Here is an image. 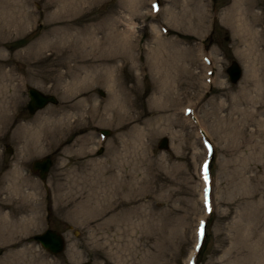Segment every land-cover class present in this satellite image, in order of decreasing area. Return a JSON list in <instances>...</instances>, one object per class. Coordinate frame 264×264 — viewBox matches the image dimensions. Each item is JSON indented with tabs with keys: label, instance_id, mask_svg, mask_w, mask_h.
<instances>
[{
	"label": "rangeland",
	"instance_id": "obj_1",
	"mask_svg": "<svg viewBox=\"0 0 264 264\" xmlns=\"http://www.w3.org/2000/svg\"><path fill=\"white\" fill-rule=\"evenodd\" d=\"M67 1L0 0V264H264V0H162L157 14L153 0ZM154 59L172 69L166 104ZM30 87L57 105L29 115ZM45 156L43 182L31 165ZM46 229L59 256L34 240Z\"/></svg>",
	"mask_w": 264,
	"mask_h": 264
},
{
	"label": "bare ground",
	"instance_id": "obj_2",
	"mask_svg": "<svg viewBox=\"0 0 264 264\" xmlns=\"http://www.w3.org/2000/svg\"><path fill=\"white\" fill-rule=\"evenodd\" d=\"M67 2H69V0L67 1ZM139 2L137 1V4H138ZM135 4V0H134V2H132L131 1V6L133 7V5ZM136 4V5H137ZM237 16V17H236ZM236 20L237 19V26L235 27V28H237V31H239L241 34H242V36L245 38V41L247 42L248 41V34H249V30H248V28H247V25H246V23H245V18H243L240 14H237V15H235L234 16V18L231 20L232 22L231 23H229L228 22V24L230 25V24H232V23H235V22H233V20ZM231 26V25H230ZM193 30V29H192ZM192 32V31H191ZM128 37H130L129 35H127V38L125 37V34H124V36H122L121 35V37H120V39H119V41L118 42H120V51L122 52V51H126L128 54H129V52L130 51H127L128 50V43H129V41H128ZM156 40H158V38H156ZM159 41V40H158ZM94 43H100V40H97V41H94ZM100 45V44H99ZM101 52H102V54H106L105 53V51H102L101 50ZM125 53V52H124ZM245 54H244V56L247 58V59H251V49L248 47V49H247V51L246 52H244ZM122 56V55H121ZM123 56H125V55H123ZM160 56L158 57V59L160 60ZM163 62H164V60H161V61H157V60H155L154 59V69H153V72L155 73V76H157V79H159L160 80V84H161V87H163L164 89H163V91L164 92H162V93H160L159 95L160 96H163L164 97V101L165 100H167V96H168V99H171L170 98V96H171V94L169 93V91H168V89H171L172 88V86H171V77H172V69H170V70H168L167 72H165L164 74H163V72H164V69L165 68H163ZM99 78L104 82H106V80L108 81V79H110V81L111 80H113L114 81V78H113V75H111L109 72H105L104 74H99V76H98V78L96 77L95 78V82H98V80H99ZM254 78V76L253 75H251V78L250 79H253ZM253 82V81H252ZM110 86L111 87H113V84L111 85V83H110ZM241 92H242V94H243V96L247 99V100H249V101H252L251 100V94H250V90H249V84H248V82H246V84H244L242 87H241ZM117 97H118V95L116 96V97H113V105H120L121 106V104L119 103V101H118V99H117ZM119 98V97H118ZM110 99V98H109ZM109 99H108V101H109ZM160 99V97H158V100ZM115 100V101H114ZM159 102V101H158ZM163 100H162V98H161V101H160V105H161V107H163V106H165V108H167V106L165 105L166 104V101H165V104L163 105ZM182 107H183V105H182ZM190 108H191V110H196V103L194 102L191 106H190ZM112 109V108H111ZM164 109V108H163ZM177 111L180 113V112H182V113H188V110H187V108L186 107H184L183 109L181 108H177ZM197 111V110H196ZM236 111V110H235ZM235 111L233 112V113H231L230 115H234V113H235ZM113 112V111H112ZM240 112L242 113V116L244 115L245 116V120L247 121L248 119H249V117H251V115H250V113L246 110V109H240ZM112 115V114H111ZM112 116H117L118 117V115H117V113L116 114H113ZM243 116V117H244ZM94 119H95V117H94ZM229 120H233V119H230L229 118ZM245 121V122H246ZM233 128H231V127H229V125H227L226 124V126H225V128H223V131H225L228 135H230V134H233V132L232 131H234V130H232ZM209 135V134H208ZM210 137H211V135H209ZM102 193V190L100 191V192H98V190H96L95 191V197H99V194H101ZM212 208H213V204H212ZM259 226H261V224L259 225ZM259 226H257V227H259ZM257 227L255 228V233H256V231H257ZM0 235H1V233H0ZM264 237V236H263ZM248 238H249V234H248V236L246 237V239H244V240H242L243 238L241 237V240L243 241V242H246V241H248ZM261 239H263V240H259L258 241V243H263L264 244V238H262L261 237ZM264 247V246H263ZM261 245L259 246L258 245V247H256V251H258V250H260V249H264ZM194 254V252L191 254V255H193Z\"/></svg>",
	"mask_w": 264,
	"mask_h": 264
},
{
	"label": "water",
	"instance_id": "obj_3",
	"mask_svg": "<svg viewBox=\"0 0 264 264\" xmlns=\"http://www.w3.org/2000/svg\"><path fill=\"white\" fill-rule=\"evenodd\" d=\"M231 83H236L241 75L242 70L238 63L232 61L228 69L226 70ZM30 101L27 105V109L30 114H33L35 111L43 108L47 103H56L55 98L52 96H44L40 92L35 89L29 90ZM167 140L164 139L161 141L159 148L167 149ZM52 165V161L50 158H44L42 160L35 161L32 165V169L35 173L41 177V179H46L48 171ZM35 240L41 243V245L53 255H59L62 253L64 249V239L63 236L57 231L46 230L44 233L40 235H36L34 237ZM90 264V263H84Z\"/></svg>",
	"mask_w": 264,
	"mask_h": 264
}]
</instances>
